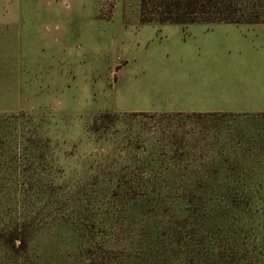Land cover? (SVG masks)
I'll return each instance as SVG.
<instances>
[{
    "label": "rangeland",
    "instance_id": "1",
    "mask_svg": "<svg viewBox=\"0 0 264 264\" xmlns=\"http://www.w3.org/2000/svg\"><path fill=\"white\" fill-rule=\"evenodd\" d=\"M21 2L0 23V264H264V111L163 113L264 108V23ZM229 177L246 193L208 188Z\"/></svg>",
    "mask_w": 264,
    "mask_h": 264
},
{
    "label": "trees",
    "instance_id": "2",
    "mask_svg": "<svg viewBox=\"0 0 264 264\" xmlns=\"http://www.w3.org/2000/svg\"><path fill=\"white\" fill-rule=\"evenodd\" d=\"M141 21L144 23L156 24H183L190 25L195 23L202 24H260L264 23V0H140ZM182 114V113H179ZM196 114V113H194ZM222 114V113H214ZM227 114V113H226ZM231 114V113H230ZM227 170L239 172V169L228 168ZM193 174L206 172L211 174L213 171L204 168L193 169ZM193 184L191 188H197ZM208 188H223L228 196L246 193L245 182L243 180L229 177L220 182L210 179L207 182ZM241 192V193H239ZM14 244L19 242L22 249L29 248V240L19 228H15V236L11 237Z\"/></svg>",
    "mask_w": 264,
    "mask_h": 264
},
{
    "label": "crops",
    "instance_id": "3",
    "mask_svg": "<svg viewBox=\"0 0 264 264\" xmlns=\"http://www.w3.org/2000/svg\"><path fill=\"white\" fill-rule=\"evenodd\" d=\"M44 4L45 0H41ZM21 0H0V23L15 24L16 21L24 19L25 13L21 7ZM46 3V2H45ZM264 108H260L256 105H246L242 108H237V111L233 112H163V113H182V114H210V113H259L263 112ZM153 113V112H149ZM158 113V112H156Z\"/></svg>",
    "mask_w": 264,
    "mask_h": 264
}]
</instances>
